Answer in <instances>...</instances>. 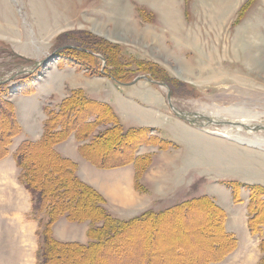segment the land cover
I'll return each mask as SVG.
<instances>
[{
	"label": "rangeland",
	"instance_id": "374dc122",
	"mask_svg": "<svg viewBox=\"0 0 264 264\" xmlns=\"http://www.w3.org/2000/svg\"><path fill=\"white\" fill-rule=\"evenodd\" d=\"M247 1L195 0L191 4L192 0H0L2 97L13 104L11 100L16 94L29 95L34 91L33 86L49 75L50 70L63 67L76 69L64 50L80 52L81 49L77 48H80L78 41L83 40L81 33L89 32L120 45L133 58L155 61L168 78L164 82L152 80L154 83H148V87L163 96V93L166 94L165 87L156 83L166 85L170 89L171 104L179 112L198 113L197 106L240 109L245 114L243 117L238 114V118L232 120L230 117L223 118L225 121H235L237 126L212 124L201 129L179 126L178 123L173 124L178 119L168 109L173 119L165 113H158L154 117L153 112L149 111L151 116L142 114L138 117L141 121H131L136 125L156 127L159 133L156 138L173 143V147L166 155L160 153L162 151L153 144L142 145L144 150L141 151L139 146L131 157L149 155L147 163L142 165L143 171L138 182V192L146 193L143 196L145 200L141 201L142 205L138 203L133 211H129L111 204L109 208L104 199V208L119 220H125L140 215L143 210L159 212L206 196L223 211H227L228 222L236 218L235 225H229V228L235 229V234H241L238 238L241 242L240 238L243 237V246L247 244V248H256V242L248 240L245 234L244 221L249 217L248 187L264 188V150L218 137L221 130H230L246 137L264 138V0H256L255 5L245 12L244 18L233 24L235 16ZM239 4L238 9H235ZM148 7L157 11L158 15L147 14ZM141 10L146 11L142 16ZM119 14L120 22H117ZM85 53L88 51L84 50ZM257 58L260 59L259 64L252 65L251 60ZM44 60L47 62L43 67L35 68L37 63ZM23 71L32 73L8 81ZM5 80V83H1ZM143 84L134 87H145ZM141 97L149 103L150 98ZM149 104L157 107L154 103ZM35 113L33 128L29 130L23 123V128L20 126V132L8 145H4L8 136L0 132V154L3 156L0 159V264H28V261L35 264L38 221L45 218L40 214L36 217L29 210L26 193L15 185L14 175L19 169L15 167L17 170L14 172L11 160L24 142L40 141L41 135L38 138L36 136L43 116L38 110ZM22 114V110L16 112L14 108L16 119V116L21 118ZM250 114L258 115L260 119L245 124L244 117ZM17 123L19 126L18 120ZM254 125L260 128L245 130L240 127ZM104 130V127L97 129L98 133ZM152 151H155L154 156ZM127 165L134 167L133 162ZM2 166L4 170H9L6 178L1 172ZM224 182L238 187L237 199L233 198L230 190L224 188ZM217 189H221L222 193L217 192ZM258 204V216L264 219V206ZM197 209L200 213L196 211L195 215L181 213V223L173 222L172 217L166 218L158 230L149 222H146V226H135L130 235L135 239L124 247L115 241L117 246H110L100 254L103 263L171 264L177 260V263L182 264L191 261V257L196 255L193 248L195 244L201 246L207 235L214 236V233L208 234L201 229L199 224L203 222L205 214ZM28 220L35 226L30 236L23 233L21 228L24 229ZM78 225L75 226L77 234L71 235V238L75 239L73 242L86 246L93 240L81 237L88 224L83 222ZM100 225L95 224L96 227ZM255 237L258 238L257 235ZM178 242L185 251L179 247L178 250L175 244ZM150 247L157 253H152ZM115 250H119V253L116 254ZM163 250L169 253L162 255ZM149 253L157 262L148 257ZM126 254L128 257L124 258ZM64 257L62 255V260ZM85 257L81 254L70 256L68 263L85 264ZM146 257L148 262H145Z\"/></svg>",
	"mask_w": 264,
	"mask_h": 264
},
{
	"label": "trees",
	"instance_id": "16d2710c",
	"mask_svg": "<svg viewBox=\"0 0 264 264\" xmlns=\"http://www.w3.org/2000/svg\"><path fill=\"white\" fill-rule=\"evenodd\" d=\"M255 1L249 0L240 9L233 24L244 18L245 12ZM81 34L83 40L78 41L80 48H77L81 49L80 52L70 49L64 51L70 56L72 63L88 75L102 73L120 84H127L137 75H147L152 80L163 82L168 78L158 64L133 58L127 55L126 49L124 51L120 45L112 44L89 32ZM84 50L88 53L84 54ZM102 59L104 67H102ZM2 92L0 90V123H2L0 132L8 136L4 144L8 145L20 132V126L16 122L13 104L3 99ZM118 121L108 105L88 99L82 91H71L56 111L49 112L43 124L44 132L41 140L37 143L24 142L15 152L14 159L20 170L19 181L32 197V212L36 217L40 214L45 218L40 224L39 236L42 242L37 255L38 264H70L68 263L70 256L74 257L77 254L86 255L85 264H104L100 254L108 247H114L117 244L114 243L115 241H119L120 246H128L135 239L130 236L135 226L143 224L146 226V222H149L158 230L166 218L172 217L173 222L181 223L183 222L181 213L195 215L196 211L200 213L197 208L205 214L202 218L203 222L199 224L201 229L208 234L214 233V236L207 235L205 243L201 246L195 244L193 248L196 255L191 257V261L182 264H212L224 260L236 248L237 241L234 235L225 230L227 217L225 211L208 197L193 198L171 209L159 212L145 211L136 217L119 220L104 208V198L79 180L75 163L61 157L54 149L57 144L73 134L79 143L88 140L79 148L83 158L101 169L117 168L133 162L138 181L142 175V165L147 163L149 155L132 158L136 149L142 145L153 144L160 150H167L171 147V143L158 140L150 134L152 130L148 128L125 130ZM102 127L105 128L104 132L98 133L97 129ZM2 157L0 154V159ZM227 185L231 189L233 198L237 199L238 187L230 183ZM135 188L140 190L138 183ZM256 203L264 206V188L248 187L247 224L251 235L260 237L259 248L262 253L260 264H264V219L258 216ZM60 218H65L70 223L88 222L90 228L86 235L89 239H93L92 242L83 246L77 242L56 241L52 236L51 227ZM97 223L101 225L96 227ZM175 244L177 248L185 251L181 243ZM150 250L152 253H157L154 248L150 247ZM115 253H119V250H115ZM162 253L166 255L169 251L163 250ZM62 255L65 256L63 260ZM125 257L128 255L126 254ZM148 257L157 262V259L151 258L152 255ZM146 260L147 257L145 262ZM176 261L171 264H179Z\"/></svg>",
	"mask_w": 264,
	"mask_h": 264
},
{
	"label": "crops",
	"instance_id": "0c3cea01",
	"mask_svg": "<svg viewBox=\"0 0 264 264\" xmlns=\"http://www.w3.org/2000/svg\"><path fill=\"white\" fill-rule=\"evenodd\" d=\"M194 1L195 0H192L191 4H193ZM247 2H245L242 5V7ZM181 4L183 7V2ZM240 5L241 4L236 6L235 9H238ZM253 5L255 4H252L251 6ZM147 9H148L147 14L158 15L157 11H155L154 9H151L150 7H148ZM144 13H146L145 10L140 11L141 16ZM180 16H182V11ZM142 60L156 63L155 61H151V59L150 60L142 59ZM136 84H143V83L138 82ZM135 85L133 86L114 85V83L106 77L103 76L88 77L85 75L83 71L78 72L73 67H63L59 70L55 68V71L50 70L49 75H45L44 79L41 82L38 81V83H36V85L33 86L34 91L31 94L22 95V96L16 94V96H14L11 101L14 105L16 112L18 110L23 111L21 118L19 116H16L19 122V126L21 127L24 123L25 124L24 126H26L30 130L31 127L33 128L32 124L34 122L36 110L40 112V115L42 114L41 116H43V118H41V120L39 121V132L38 135L36 136L37 138L40 137V135L42 136V123L46 118L44 109L42 107L44 99L47 98L51 99L50 107L52 109H57L58 105L67 97L69 91H77V90L82 91L85 97H87L92 101H95L100 104L108 105L112 109L113 113L119 120L118 122L121 124V126L124 129L129 130L130 128H136V127L148 128V129H153L154 133L158 135L159 133L156 127L152 125H147V126L136 125V124H132L131 121H136L137 119L141 121V119L138 117L142 114H147L151 116L149 111H151V113L153 112L154 117H156V114L158 115V113H162V115H164L165 113L166 116H168L164 97L160 96L157 90L148 87L149 85L148 83L143 84L145 87H139V88L134 87ZM141 96L150 98L149 103L151 104L154 103V105H156L157 107L154 106L155 107L154 108L148 102L143 101ZM177 123L179 124V126H184L183 122L181 121H176V123L173 124L177 125ZM87 142L88 140L79 143L75 138V136L71 134L67 138V140L55 146V151L61 157L67 160L69 159V161L75 163L76 175L79 178V180L87 184L88 186L92 187L93 189H95L98 193H100L101 196L107 201V206L109 208L111 204V206L114 207L115 206L122 207L123 209H129V211H133L134 207H137L138 203L141 204V201L145 200L143 196L146 194V193L144 194L139 193L135 189V180H134V171H133L134 167L132 165H127V166L124 165L112 169H101L96 167L90 161L83 158L80 154L79 151L80 146L82 144H86ZM143 148L144 147L141 146L139 148V151H141ZM170 151L171 150H166L160 153L167 155ZM153 152L155 151H152L151 153ZM143 153L146 154V151H143ZM152 155L154 156L155 154L153 153ZM11 160H12L13 170L15 172L17 169L15 168L16 166L15 163L13 162V158ZM1 168H2L1 171L4 172V176L6 177L9 170L8 171L4 170V166H2ZM18 176H19L18 172L15 173L14 175L15 185H18L19 188H21V191L23 193H26L28 208L30 210V196L27 193V191H25V189L22 188L23 186L20 185L19 182L17 181ZM120 189L125 192H122ZM220 190L221 189H217V192L219 191L222 193V191ZM114 194H117L118 197L115 196ZM224 211L227 212L225 209ZM141 212H144V210ZM235 223H236L235 217L232 219V222H228V219L225 220V230L228 233L234 235L237 240L236 248L233 250V252H231V254H228L224 258V260L212 264H258L259 263V259L261 257V253L258 247L259 239L254 236L256 238V240H254L255 238L249 233L247 227V219H246L244 221V229L246 231L245 234H247L248 240H253L256 242V248H254L253 246L247 248V244L246 245L244 244L243 246L242 244L243 237L241 236L240 238L241 242L239 241L238 238V235L241 234L240 233L235 234L233 232V230L235 229L229 228V225L234 226ZM75 226H79V225L71 224L67 222L65 219H60L54 224L52 228L53 237H55L56 240L58 241L73 242L75 241V239L71 237L77 234ZM21 228L22 230H24L23 233L25 234L27 233L29 234V236L31 235L30 233L35 230V226L34 224L30 223V220H28V223L24 225V229L23 227ZM87 229H88V225H86V228L84 227L81 233V237L84 236V238H87L85 235ZM248 240L247 243L249 244ZM258 253H260V255H258ZM28 262H29L28 264H31L30 261Z\"/></svg>",
	"mask_w": 264,
	"mask_h": 264
},
{
	"label": "bare ground",
	"instance_id": "6f19581e",
	"mask_svg": "<svg viewBox=\"0 0 264 264\" xmlns=\"http://www.w3.org/2000/svg\"><path fill=\"white\" fill-rule=\"evenodd\" d=\"M117 19H118L117 22H120V14H119V17H117ZM259 62H260L259 58L251 60V64L252 65H258ZM208 107L197 106V109L201 113H205V114H207L209 116H212V118H214L216 120H221L223 118H229V117L232 120V119L238 118V114H241L240 117H243L245 115V114H242L240 112V109H238V108L225 109V108H217V107L215 108V106H214V108L213 107H209L208 108ZM258 119H260L258 115H255V114L251 115L250 114L249 116L246 115L244 117V121L243 122L245 124H251L252 122L257 121ZM218 136L219 137H223V138H225V139H227L229 141L235 142L237 144L246 145L248 147H256L259 150H261V149L264 150V138L261 137V136L246 137V136L242 135L238 131H230V130L229 131L228 130H221L219 132ZM1 172H3V171H1ZM3 176H4V172H3ZM122 192H125V191H122Z\"/></svg>",
	"mask_w": 264,
	"mask_h": 264
},
{
	"label": "water",
	"instance_id": "95a60500",
	"mask_svg": "<svg viewBox=\"0 0 264 264\" xmlns=\"http://www.w3.org/2000/svg\"><path fill=\"white\" fill-rule=\"evenodd\" d=\"M68 48H71V47H68ZM45 62H47V60H44V61H42V62H39V63H37L36 64V66H35V68H38L39 66L41 67V66H44L45 65ZM35 70V69H34ZM24 73H32V71H23V72H19V73H17V75H15L14 77H12V78H10V79H8V81H10V80H12V79H14L15 77H17V76H19V75H21V74H24ZM147 78L145 77V76H139V77H137V78H135L131 83H129V85H132V84H135L136 82H138V81H140V80H146ZM7 80H5V81H3V82H1V83H5ZM161 85H163V84H161ZM167 100H168V104H169V107H170V109L174 112V114L177 116V118L178 117H180L181 119H186L190 124H193V125H195V124H197L195 121H193V120H191V119H188V118H190L192 115H190V114H183V113H180V112H178V110H176V109H174L173 107H172V105L170 104V95H169V92L167 93ZM195 115V117H197V118H200L201 120H204V121H206V123L207 124H216V125H221V124H223V123H221V122H214L212 119H210V118H208V117H205V116H200V115H198V114H194Z\"/></svg>",
	"mask_w": 264,
	"mask_h": 264
}]
</instances>
